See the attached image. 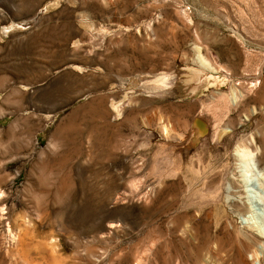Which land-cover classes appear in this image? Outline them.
Listing matches in <instances>:
<instances>
[{
    "label": "rangeland",
    "instance_id": "obj_1",
    "mask_svg": "<svg viewBox=\"0 0 264 264\" xmlns=\"http://www.w3.org/2000/svg\"><path fill=\"white\" fill-rule=\"evenodd\" d=\"M52 1L0 0V264H264V0Z\"/></svg>",
    "mask_w": 264,
    "mask_h": 264
},
{
    "label": "bare ground",
    "instance_id": "obj_2",
    "mask_svg": "<svg viewBox=\"0 0 264 264\" xmlns=\"http://www.w3.org/2000/svg\"><path fill=\"white\" fill-rule=\"evenodd\" d=\"M59 1L60 0H53L52 1V5L53 4H55V5L59 4L58 3ZM67 3L69 5H72L74 2H73V0H67ZM46 12H47L46 8H45L44 11L42 10L40 12V15H41L40 18L42 16H44L46 14ZM36 15H37V12H36L34 17H36ZM21 22L22 21L10 22L9 24H6V25L2 26V30H1L2 33L1 34H3L4 32H6V33H4L5 35H10V34H14V33H22V31L14 30L15 28H18V29L20 28L21 25L19 26V24ZM79 24L82 26V28L85 31L89 32L90 34H98V33L102 34L100 32H97L98 29L96 27H94L93 25H91L89 22H87L84 19L79 21ZM8 30H10V31H8ZM102 30H103V34L104 33H108L106 29L102 28ZM1 34H0V36H1ZM75 43H76V45L78 47H80L82 45V43L80 41H78V40H75ZM74 68L80 69L79 67H76V66H74ZM192 76H194V75L192 74L190 77H192ZM156 82L162 83L163 82V78H160V79L156 80ZM232 87H233V84L230 86V89ZM197 88L198 87H193L192 88L193 92L198 91L199 89L197 90ZM201 88H202V86H201ZM234 94L231 93V98H233V101H231V104H233L236 101L235 100L236 96L233 97ZM236 105L238 106V104H235L234 107H236ZM252 143L253 142L251 140H248V142L246 144H243V145H241L239 147H236L233 150V156L232 157L236 161V166H237L239 174H240V183H241V185L244 188V190H243L244 203H243V207L242 208H244V209H246L247 211L250 212V214L252 216L251 218L253 220L252 224L256 228L257 234H259L261 237L264 238V217L259 215L256 212V210H255V205L257 204V200L255 199V195L253 194V191L251 189L252 182L254 181V179L259 174L261 175L263 173V171L261 169H259L258 166H257L256 154L254 153L255 151L253 152ZM157 184H159V182ZM236 207L238 208V210L240 209V207H238V206H236ZM248 217H250V216H248ZM247 223H248V221H247ZM108 228H110V229L114 228L113 224H110ZM10 240L14 241L15 239H14V237H11Z\"/></svg>",
    "mask_w": 264,
    "mask_h": 264
},
{
    "label": "crops",
    "instance_id": "obj_3",
    "mask_svg": "<svg viewBox=\"0 0 264 264\" xmlns=\"http://www.w3.org/2000/svg\"><path fill=\"white\" fill-rule=\"evenodd\" d=\"M36 19H32L33 21H36L37 19H39V15H37L36 17H35ZM31 20V21H32ZM32 21V22H33ZM79 21H81V20H79ZM79 21H78V23H79ZM12 22V21H11ZM23 22H26V21H23ZM30 22V21H29ZM22 23V22H21ZM83 29V28H82ZM78 30H81V27H78ZM8 31H10V30H8ZM66 46H68V49H75V48H78V46L76 45V43H75V41H74V43L72 42L71 43V41H69L67 44H66Z\"/></svg>",
    "mask_w": 264,
    "mask_h": 264
}]
</instances>
